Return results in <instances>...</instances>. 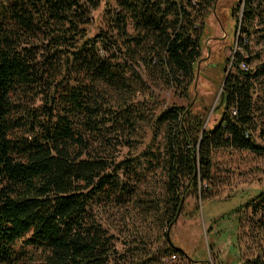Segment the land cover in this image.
<instances>
[{"label": "trees", "instance_id": "1", "mask_svg": "<svg viewBox=\"0 0 264 264\" xmlns=\"http://www.w3.org/2000/svg\"><path fill=\"white\" fill-rule=\"evenodd\" d=\"M215 1L116 0L97 23L103 0H0V264H162L185 254L166 231L146 260H117L105 219L123 211L163 230L187 196L213 195L216 155L264 156V60L247 44L264 40V0L233 8L239 48L211 129L150 85L189 97ZM146 129L151 144L122 158ZM150 171L160 178L146 189ZM248 206L264 212V191ZM247 264H264V246Z\"/></svg>", "mask_w": 264, "mask_h": 264}, {"label": "rangeland", "instance_id": "2", "mask_svg": "<svg viewBox=\"0 0 264 264\" xmlns=\"http://www.w3.org/2000/svg\"><path fill=\"white\" fill-rule=\"evenodd\" d=\"M108 2L115 5L116 0H103V5L95 12L97 23L103 22L104 6ZM237 2L216 0L210 9L202 38V57L188 98L182 97V90L168 88L157 79L150 81L152 90L160 93L166 104L190 105L195 113L202 114L206 129H211L220 118L216 106L220 104L224 79L231 66L228 59L239 48L241 32L237 34V21L233 16ZM247 44L254 56L259 54L264 60V40L249 39ZM261 60H255L252 66ZM144 76L147 79L146 74ZM151 137V131L146 129L139 140L141 144L137 148L123 149L122 158L141 154L151 144ZM163 141L164 134L159 133L153 152ZM215 157L212 182L217 185L210 184L207 193L213 195L207 200L187 196L183 212L170 228L171 240L185 254L164 257L162 264H247L264 246V212L255 213L248 206L264 191V156L237 151ZM159 178V173L150 171L141 183L149 189ZM106 220H111L105 225L117 236L116 249L121 255L117 260H146L148 248L154 250L164 245L163 234L169 230V227L153 229L151 218L146 220L137 215L131 219L123 211L107 216ZM42 256L41 250L35 252L36 260ZM154 260L158 259L154 257Z\"/></svg>", "mask_w": 264, "mask_h": 264}, {"label": "water", "instance_id": "3", "mask_svg": "<svg viewBox=\"0 0 264 264\" xmlns=\"http://www.w3.org/2000/svg\"><path fill=\"white\" fill-rule=\"evenodd\" d=\"M231 68H232V66H230V68L228 69V74H229V71H230ZM228 74H227V76H228ZM227 76H226V78H227ZM226 78H225V80H224V83H225V81H226ZM224 83H223V85H224ZM184 201H185V198H183L182 203H184ZM179 212H181V210H180ZM179 216H180V213L178 214L176 220H178V217H179ZM173 224H174V223H172V224L169 226V230H168V233H167L169 239H170V228L173 226Z\"/></svg>", "mask_w": 264, "mask_h": 264}, {"label": "built area", "instance_id": "4", "mask_svg": "<svg viewBox=\"0 0 264 264\" xmlns=\"http://www.w3.org/2000/svg\"><path fill=\"white\" fill-rule=\"evenodd\" d=\"M241 67L244 69V70H247L248 68H247V65L243 62V63H241ZM170 258H172V257H170Z\"/></svg>", "mask_w": 264, "mask_h": 264}]
</instances>
